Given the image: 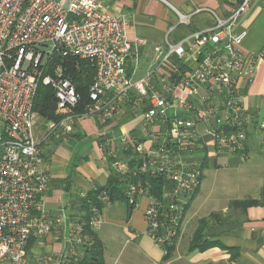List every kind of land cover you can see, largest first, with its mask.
I'll return each instance as SVG.
<instances>
[{"label": "built area", "instance_id": "1", "mask_svg": "<svg viewBox=\"0 0 264 264\" xmlns=\"http://www.w3.org/2000/svg\"><path fill=\"white\" fill-rule=\"evenodd\" d=\"M254 8L264 12V0H239L228 17L207 8L189 15L174 10L177 25L188 26L199 13L212 16L214 25L175 44L167 38L171 28L165 50H153L156 66L134 79L137 50L145 41L129 42L125 17L103 10L100 0H0V264H27L30 239L51 231L37 200L48 179L40 169L34 98L42 84L52 89L58 110L79 101L62 68L46 73L52 57L76 58L94 68L83 116L97 118L104 127L125 101L143 110L140 133H122L119 150L112 136L108 159L111 172L124 183L128 206L135 209L147 199L145 233L155 246L166 247L179 234L205 162L223 155L246 160L253 116L244 93L255 63L264 62V48L243 50L248 30L239 22ZM72 117L52 124L44 138L59 129L71 132ZM258 127L264 130V122ZM148 178H163L170 187L163 186L159 197L150 195ZM98 199L108 202L105 193ZM92 212L89 227L96 230L100 219Z\"/></svg>", "mask_w": 264, "mask_h": 264}, {"label": "crops", "instance_id": "2", "mask_svg": "<svg viewBox=\"0 0 264 264\" xmlns=\"http://www.w3.org/2000/svg\"><path fill=\"white\" fill-rule=\"evenodd\" d=\"M238 2L100 0L103 10L125 17L129 42L145 41L137 50L134 79L156 66L153 50L157 46L165 50V37L171 28L174 30L167 38L175 44L214 25L207 13L194 14L188 26L177 25L174 10L189 15L196 9L207 8L228 17ZM262 14L254 8L239 22V28L248 30L243 42L247 53L264 48ZM128 65L133 69L132 60ZM244 102L253 116L245 142L246 160L240 162L237 156L223 155L205 162L201 185L206 169H225L228 173L220 176L222 187L200 194V186L183 213L178 236L166 247L155 246L145 233L146 198H141L135 209L121 201H108L95 212L100 219L98 229L90 228L91 234L85 232L83 202L89 193L106 185L111 173L109 140L114 136L112 146L119 150L122 133L138 135L142 130L143 110L125 101L115 119L104 127L97 118L73 116L69 121L71 132L64 134L59 129L48 138L44 136L52 122L36 118L34 130L40 142V169L48 179L46 192L37 200L52 226L48 234L30 239L26 263L79 264L97 239L102 245V264H264V130L258 127L264 122L262 61L255 63ZM247 202L255 204L246 206ZM60 217L64 218L57 223Z\"/></svg>", "mask_w": 264, "mask_h": 264}, {"label": "trees", "instance_id": "3", "mask_svg": "<svg viewBox=\"0 0 264 264\" xmlns=\"http://www.w3.org/2000/svg\"><path fill=\"white\" fill-rule=\"evenodd\" d=\"M59 66L64 71L65 78L69 79L79 95V101L75 107L65 108L63 110L57 109V99L50 87L39 84L37 93L34 98L33 110L37 117H40L46 121L58 123L68 116H80L85 113L86 108L90 102L88 99V87L92 83L94 78V68L87 61H80L76 58H61L59 56H53L47 65L46 73H51L55 67ZM133 165V163H131ZM136 179H132L135 182ZM151 189L150 195L158 196L163 186L169 188V184L165 182L163 178L147 179ZM105 193L109 202L121 201L127 204L125 195V186L118 177L110 173L107 183L104 187L89 193L84 202V217L85 219V232L91 234L89 222L92 218L91 210H101L102 204L99 202V196ZM159 197V196H158ZM255 202H247L246 206L254 205ZM128 205V204H127ZM29 243L27 245L28 249ZM195 248V246H193ZM102 245L99 240L94 239L92 245L86 250L83 259L79 264H102Z\"/></svg>", "mask_w": 264, "mask_h": 264}, {"label": "rangeland", "instance_id": "4", "mask_svg": "<svg viewBox=\"0 0 264 264\" xmlns=\"http://www.w3.org/2000/svg\"><path fill=\"white\" fill-rule=\"evenodd\" d=\"M260 19L262 20V22H264V12L261 15ZM36 118H38V117H36ZM35 121H36V119H35ZM227 173H228V170H225V169H217V170H215V169H206L204 171V179L202 181V185H201V188H200V192H201L200 194H205L208 191H211V190H214V189L220 190V188L222 187L221 184H223L221 182L220 176L224 175V174H227ZM225 187H227V189H228V183L226 184Z\"/></svg>", "mask_w": 264, "mask_h": 264}]
</instances>
